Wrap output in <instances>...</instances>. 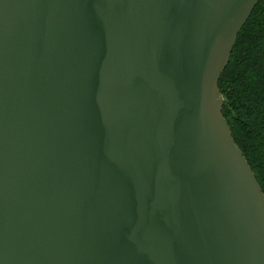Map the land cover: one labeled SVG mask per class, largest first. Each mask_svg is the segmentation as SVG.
<instances>
[{
	"label": "water",
	"instance_id": "water-1",
	"mask_svg": "<svg viewBox=\"0 0 264 264\" xmlns=\"http://www.w3.org/2000/svg\"><path fill=\"white\" fill-rule=\"evenodd\" d=\"M258 1L0 0V264H264L218 88Z\"/></svg>",
	"mask_w": 264,
	"mask_h": 264
},
{
	"label": "trees",
	"instance_id": "trees-1",
	"mask_svg": "<svg viewBox=\"0 0 264 264\" xmlns=\"http://www.w3.org/2000/svg\"><path fill=\"white\" fill-rule=\"evenodd\" d=\"M218 88L222 115L264 194V0L239 32Z\"/></svg>",
	"mask_w": 264,
	"mask_h": 264
}]
</instances>
